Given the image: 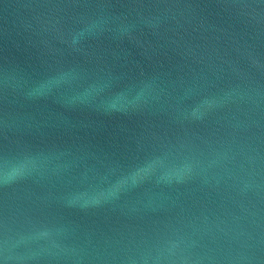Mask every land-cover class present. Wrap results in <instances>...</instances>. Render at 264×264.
<instances>
[{"label":"water","instance_id":"1","mask_svg":"<svg viewBox=\"0 0 264 264\" xmlns=\"http://www.w3.org/2000/svg\"><path fill=\"white\" fill-rule=\"evenodd\" d=\"M0 264H264V0H0Z\"/></svg>","mask_w":264,"mask_h":264}]
</instances>
